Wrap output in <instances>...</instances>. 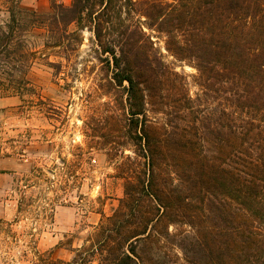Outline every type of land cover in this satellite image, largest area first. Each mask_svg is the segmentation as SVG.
Returning a JSON list of instances; mask_svg holds the SVG:
<instances>
[{
	"label": "trees",
	"instance_id": "16d2710c",
	"mask_svg": "<svg viewBox=\"0 0 264 264\" xmlns=\"http://www.w3.org/2000/svg\"><path fill=\"white\" fill-rule=\"evenodd\" d=\"M17 2L0 25V95L30 88L31 28L68 50V28L84 22L112 82H126L135 155L89 244L71 261L42 253L28 264H264V0H71L47 15ZM136 5L166 52L195 70L201 95L191 99L184 76L150 51L127 18ZM146 105L162 123L147 119ZM178 224L186 228L169 231Z\"/></svg>",
	"mask_w": 264,
	"mask_h": 264
},
{
	"label": "rangeland",
	"instance_id": "374dc122",
	"mask_svg": "<svg viewBox=\"0 0 264 264\" xmlns=\"http://www.w3.org/2000/svg\"><path fill=\"white\" fill-rule=\"evenodd\" d=\"M17 1L40 15L51 13L52 2H71ZM7 3L0 0L1 26L8 20ZM141 8L133 7L127 18L140 26L150 51L184 76L195 99L201 95L195 70L166 52L165 37L148 27ZM68 31L74 35L68 38L70 49L63 50L46 46L44 28H31L26 43L35 56L24 74L30 88L0 95V264H28L42 253L71 261L76 249L89 244L102 215L117 207L132 165L126 157L135 158L126 129V82L120 87L112 82L86 23ZM145 115L151 122L164 120L147 105ZM180 228L186 226L169 231ZM88 264H99L98 258Z\"/></svg>",
	"mask_w": 264,
	"mask_h": 264
}]
</instances>
